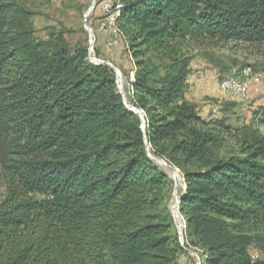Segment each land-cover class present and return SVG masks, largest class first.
Instances as JSON below:
<instances>
[{"label":"trees","instance_id":"1","mask_svg":"<svg viewBox=\"0 0 264 264\" xmlns=\"http://www.w3.org/2000/svg\"><path fill=\"white\" fill-rule=\"evenodd\" d=\"M120 1L144 128L112 68L63 30L35 37L17 0H0V264H195L189 250L203 264H264V136L203 118L184 48L264 44V0ZM146 141L184 174V243L173 180Z\"/></svg>","mask_w":264,"mask_h":264},{"label":"rangeland","instance_id":"2","mask_svg":"<svg viewBox=\"0 0 264 264\" xmlns=\"http://www.w3.org/2000/svg\"><path fill=\"white\" fill-rule=\"evenodd\" d=\"M114 1L17 0L28 12L37 38H45L52 30H63L72 46H87L89 49L91 38L86 26L90 27L93 31L92 56L110 61L118 69L119 77L121 76L119 83L125 94L126 104L134 107L132 83L135 79L136 59L131 42L120 31L119 40L113 45L109 30L102 28L109 13L121 8V1L117 0L115 7ZM184 48L192 56V73L189 78L187 99L196 104L203 118L208 120L226 117L227 124L233 128L235 134L241 135L243 130H251L264 136V125L260 121V113L264 110V44L206 38L193 39ZM149 56L152 55L149 54L146 57ZM152 58L159 67L166 62L165 59L155 56ZM88 61L92 62L89 56ZM162 72L163 69H161ZM229 76L249 81L251 97L248 100L244 101L221 89L222 80ZM257 86L258 91L255 89ZM230 143L232 144L233 141ZM169 165L177 168V172L181 175V184H179V180H175L171 175V169L161 165L173 180V193L169 204L173 213L177 195L181 196L186 189V183L182 170L176 165ZM175 189L177 195L174 193ZM2 191L0 188V193ZM179 216L186 224L180 210ZM175 222L178 229L180 220L177 217ZM195 258L197 262V257ZM260 258L264 259V256L260 255Z\"/></svg>","mask_w":264,"mask_h":264},{"label":"built area","instance_id":"3","mask_svg":"<svg viewBox=\"0 0 264 264\" xmlns=\"http://www.w3.org/2000/svg\"><path fill=\"white\" fill-rule=\"evenodd\" d=\"M119 13H120V8L115 12H110L109 15L106 17L105 22H103L102 25V28L109 30L112 36L111 44L113 45L117 44L120 35V30L118 29L116 23ZM220 87L223 91L232 93L244 101L248 100L251 97L250 95L251 87L248 80H240L237 77L229 76L222 80ZM255 89L258 91L259 89L258 86ZM258 256L259 255L255 253L253 254L252 257L256 259L258 258ZM196 257H197L196 264H203L200 255L198 254V256Z\"/></svg>","mask_w":264,"mask_h":264},{"label":"water","instance_id":"4","mask_svg":"<svg viewBox=\"0 0 264 264\" xmlns=\"http://www.w3.org/2000/svg\"><path fill=\"white\" fill-rule=\"evenodd\" d=\"M87 27V29H88V31H89V33H90V43H91V46H90V48H89V58H90V60L93 62V63H96V64H99V63H101V64H106V65H109V66H111L112 68H113V70L115 71V74H116V82H117V85H118V89H119V92L121 93V95H122V97H123V99H124V103L126 104V100H125V94H124V92H123V90H122V88H121V84L119 83L120 82V77H119V71H118V69L113 65V63H111L110 61H105V60H102V59H98V58H96L95 56H92V51H93V40H92V36H93V31H92V29L90 28V27H88V26H86ZM127 105V104H126ZM127 107H129L128 105H127ZM132 111H134V112H136V113H138L139 115H140V117H141V119H142V126H143V128H144V126H145V120H144V113L141 111V110H137L135 107H129ZM146 144H147V149H148V151H149V154H150V156L153 158V160L156 162V163H158V164H161V165H165V166H167L169 169H171V170H173V171H178V169L177 168H175V167H173V166H171V165H169L168 163H167V161H165V160H163V159H159V158H156V157H154L152 154H151V152H150V149H149V144H148V142L146 141ZM175 195H177V190L175 189ZM180 201H181V199H180V197L177 195V203H176V205H175V207L173 208V216H174V218H176V216H179V210H180V206H179V204H180ZM186 227V224H184L183 223V221L182 220H180V223L178 224V233H179V236H180V240H181V242L182 243H184V235H183V231H184V228ZM189 252H190V254H192V255H195V256H198V254L196 253V252H194V251H192V250H189Z\"/></svg>","mask_w":264,"mask_h":264},{"label":"bare ground","instance_id":"5","mask_svg":"<svg viewBox=\"0 0 264 264\" xmlns=\"http://www.w3.org/2000/svg\"><path fill=\"white\" fill-rule=\"evenodd\" d=\"M121 77V76H120ZM167 167V166H166ZM168 168V167H167ZM170 173H171V175L173 176V178L175 179V180H179V184H181V175L179 174V172H177V171H172V170H170ZM176 201H177V198H176ZM177 203V202H176ZM177 217V219L178 220H181V218H180V216H176Z\"/></svg>","mask_w":264,"mask_h":264}]
</instances>
